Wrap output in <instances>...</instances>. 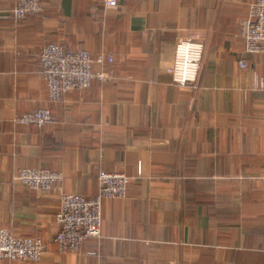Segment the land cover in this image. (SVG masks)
I'll list each match as a JSON object with an SVG mask.
<instances>
[{"label": "crops", "instance_id": "1", "mask_svg": "<svg viewBox=\"0 0 264 264\" xmlns=\"http://www.w3.org/2000/svg\"><path fill=\"white\" fill-rule=\"evenodd\" d=\"M41 1L16 19L18 0H0V228L46 250L0 264H264V52L240 36L252 0ZM184 37L204 52L180 84L167 68ZM51 41L114 60L53 100L40 63ZM39 108L52 122H16ZM21 166L63 178L42 192L16 180ZM101 169L129 175L127 194L103 200L100 237L64 252L61 195L96 196Z\"/></svg>", "mask_w": 264, "mask_h": 264}, {"label": "built area", "instance_id": "2", "mask_svg": "<svg viewBox=\"0 0 264 264\" xmlns=\"http://www.w3.org/2000/svg\"><path fill=\"white\" fill-rule=\"evenodd\" d=\"M108 6H116L118 0H104ZM43 10L41 0H18L13 9L16 19ZM240 36L247 52H264V0H252L248 5L247 16L241 21ZM204 44L190 37L178 40L173 63L167 68L175 82L186 84L195 82L202 66ZM110 53L101 52L94 59L90 52L78 47L64 50L57 42L46 44L40 55L42 72L46 80L49 96L59 99L74 89L89 87L97 74L92 70L95 61L112 62ZM244 65V60H241ZM104 77V73H98ZM264 119V115H263ZM21 124L43 126L53 120L48 108L27 111L15 117ZM100 191L94 197H86L76 192L61 195L59 211L56 215L58 229L54 241L64 252L79 250L88 238L100 237L103 215L102 204L105 198L124 197L131 178L123 171H99ZM264 177V169H263ZM16 180L42 192L50 191L62 180V172L51 168L26 166L19 169ZM46 250L40 238L16 236L6 228H0V260L4 257L13 260L40 261Z\"/></svg>", "mask_w": 264, "mask_h": 264}, {"label": "trees", "instance_id": "3", "mask_svg": "<svg viewBox=\"0 0 264 264\" xmlns=\"http://www.w3.org/2000/svg\"><path fill=\"white\" fill-rule=\"evenodd\" d=\"M43 12V11H42ZM42 12H40V13H42ZM31 15V14H30ZM246 15H247V13H246ZM192 39H194V40H196L195 38H192ZM51 42H56V41H51ZM58 43V42H57ZM93 57V56H92ZM114 60V59H113ZM41 63V62H40ZM41 69H42V66H41ZM29 125H31V126H34V127H42V126H37V125H35V124H29ZM22 167V166H21ZM21 167H19L18 168V170L16 171V173L19 171V169L21 168ZM34 167H37V168H40V166H34ZM27 186V185H26ZM29 187V186H28Z\"/></svg>", "mask_w": 264, "mask_h": 264}]
</instances>
